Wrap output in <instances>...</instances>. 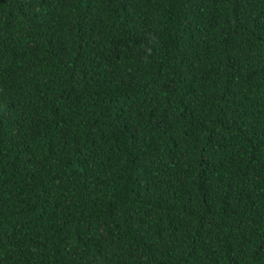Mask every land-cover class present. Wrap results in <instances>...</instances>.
<instances>
[{
	"label": "trees",
	"instance_id": "trees-1",
	"mask_svg": "<svg viewBox=\"0 0 264 264\" xmlns=\"http://www.w3.org/2000/svg\"><path fill=\"white\" fill-rule=\"evenodd\" d=\"M0 264H264V0H0Z\"/></svg>",
	"mask_w": 264,
	"mask_h": 264
}]
</instances>
